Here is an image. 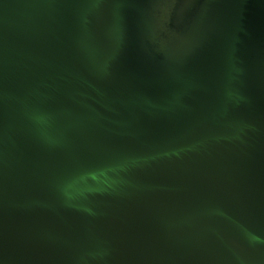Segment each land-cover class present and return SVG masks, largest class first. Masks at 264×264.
Listing matches in <instances>:
<instances>
[{
	"label": "water",
	"instance_id": "obj_1",
	"mask_svg": "<svg viewBox=\"0 0 264 264\" xmlns=\"http://www.w3.org/2000/svg\"><path fill=\"white\" fill-rule=\"evenodd\" d=\"M0 264H264V0H0Z\"/></svg>",
	"mask_w": 264,
	"mask_h": 264
}]
</instances>
